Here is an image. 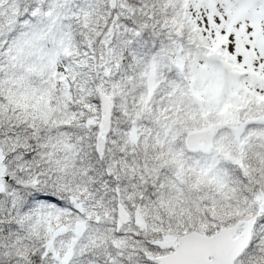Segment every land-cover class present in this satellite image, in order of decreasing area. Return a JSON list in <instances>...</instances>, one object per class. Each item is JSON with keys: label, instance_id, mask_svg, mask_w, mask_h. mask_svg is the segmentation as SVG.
<instances>
[{"label": "snow or ice", "instance_id": "6c2138e0", "mask_svg": "<svg viewBox=\"0 0 264 264\" xmlns=\"http://www.w3.org/2000/svg\"><path fill=\"white\" fill-rule=\"evenodd\" d=\"M0 264H264V0H0Z\"/></svg>", "mask_w": 264, "mask_h": 264}]
</instances>
